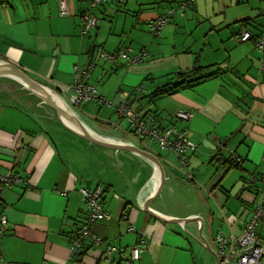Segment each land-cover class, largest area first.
<instances>
[{"label":"crops","instance_id":"crops-1","mask_svg":"<svg viewBox=\"0 0 264 264\" xmlns=\"http://www.w3.org/2000/svg\"><path fill=\"white\" fill-rule=\"evenodd\" d=\"M61 1L68 12L64 17ZM87 2L10 0L0 6V59L60 91L72 82V68L95 62L99 48L112 53L128 44L134 52L146 50L148 57L131 67L121 60H96L90 83L112 105L120 101L117 92H126L127 101L153 114L162 128L187 131L195 149L186 151L184 167L176 154L151 145L166 181L149 208L170 218H200V233L215 252L216 234L239 236L260 197L242 181L263 170L264 54L252 41L236 38L243 30L255 36L263 32L264 0H191L183 15L173 16L154 37L149 24L174 0H108L93 8L98 19L88 37L80 31ZM194 67L202 73L178 77ZM102 80L110 82L108 95L99 86ZM86 105L98 107L88 102L72 109L88 127L143 149L112 118L114 108L106 106L100 117ZM178 111L189 119L178 120ZM7 174L17 181L0 189V216L7 219L0 232V264H214L206 247L180 226L137 209V193L151 176L148 164L74 136L54 110L18 82L0 78V175ZM96 187L102 189L107 218L89 231L100 244L85 238L72 256L71 240L87 223L78 191ZM184 227L197 236V222ZM257 233L264 244V219ZM107 244L123 251L107 254ZM133 246L140 259L130 263Z\"/></svg>","mask_w":264,"mask_h":264},{"label":"built area","instance_id":"built-area-1","mask_svg":"<svg viewBox=\"0 0 264 264\" xmlns=\"http://www.w3.org/2000/svg\"><path fill=\"white\" fill-rule=\"evenodd\" d=\"M108 0H91L90 8L81 15V34L85 35L96 27L97 19L92 14V9ZM174 6L166 9L165 13L159 16L156 20L148 26V32L154 37L158 36L162 28L175 16L176 14L183 15L184 10L191 2V0L180 1L174 0ZM59 15L64 17L68 15L66 4L61 1L59 4ZM236 41L239 43H246L252 41L253 47L264 54V30L255 36L247 30L241 31L237 36ZM98 58L107 62H115L121 60L125 66L131 67L143 62L148 53L146 50L134 52L130 47L118 48L113 53L103 52L101 48L98 49ZM262 68H264V60L261 61ZM95 69V62L89 61L84 66H74L72 68V82L66 85L62 90H57L53 84L54 90L72 107L81 106L88 102H95L98 105H108L113 107L119 119H127L130 128L127 131L128 135L132 137L139 145L149 151V146L157 145L159 149L167 153H174L179 158L181 166L187 165L186 151L188 149L194 150L195 145L187 140L186 130H178L175 127L162 128L157 122L153 114L143 111L142 107H134L127 101L128 94L126 92L119 93L120 101L116 105L107 102L96 90L95 86L90 84L92 73ZM263 73H264V69ZM60 93H59V92ZM178 120L186 121L189 119V114L183 111H178L175 115ZM238 166L241 160L233 159ZM263 170L257 174L250 176L246 181L242 182L245 189L253 188L256 190L259 201L253 205L250 217L243 227L241 234L235 236H225L217 233L215 236L216 250L215 253L219 264H260L261 258L264 256V244L258 237L257 226L264 219V156L262 157ZM189 178H191L189 176ZM17 178L7 174L0 175V189L10 187ZM78 195L82 202L87 206V223L81 227L76 233V238L71 240L70 254L74 256L81 248V241L85 238L90 241L100 244V239L94 237L89 227L105 218L107 214L103 211L101 198L102 189L96 187L93 190L82 188L78 191ZM2 202L0 200V206ZM7 224L5 216H0V232L4 233ZM129 231H135L132 225L128 226ZM106 253L122 252L121 248L111 245H105ZM140 259V250L137 246L130 248L129 262L133 263ZM1 261V252H0Z\"/></svg>","mask_w":264,"mask_h":264},{"label":"water","instance_id":"water-1","mask_svg":"<svg viewBox=\"0 0 264 264\" xmlns=\"http://www.w3.org/2000/svg\"><path fill=\"white\" fill-rule=\"evenodd\" d=\"M0 78H7L18 82L25 90H27L30 94L38 98L41 103L54 110L57 119L62 125V127L65 128L68 132L72 133L74 136L88 142L89 144L101 148L113 150L115 152L123 151L133 154L134 156H137L146 164H148L151 169V176L145 186L137 193V209L140 211H144L150 216L166 224H176L180 226L183 232L186 233V235L196 241L199 245L206 247V249L214 259V264H219L216 253L208 248L204 238L200 233V218H197L196 216H191L189 218L183 219L170 218L162 216L149 208L150 203L156 197H158V195L162 191V188L164 187L166 181L165 170L157 154L152 151H146L144 149H141L133 143L123 140L119 137L88 127L73 112L72 106H70L65 101V99H63L56 91L49 88L48 86L36 82L32 78H30L26 73H24L18 66L12 64L11 62L0 59ZM246 180L247 178L244 179L242 182ZM193 221L197 222V236L190 233L184 227L185 224Z\"/></svg>","mask_w":264,"mask_h":264},{"label":"rangeland","instance_id":"rangeland-1","mask_svg":"<svg viewBox=\"0 0 264 264\" xmlns=\"http://www.w3.org/2000/svg\"><path fill=\"white\" fill-rule=\"evenodd\" d=\"M91 2V1H90ZM90 2H89V0H88V2L86 3V5H87V8L89 9L90 8ZM98 6H100V5H98ZM88 9H86L85 11H87ZM94 9H92V14L96 17V19H98L97 18V16L94 14V11H93ZM84 11V12H85ZM83 12V13H84ZM82 13V14H83ZM81 14V15H82ZM97 24V23H96ZM80 25H81V19H80ZM81 31V30H80ZM95 31V28H93L92 30H91V32H90V34L92 33L93 34V32ZM160 33H161V31H160ZM160 33H159V35H160ZM85 35H87V37H88V35L89 34H85ZM149 36L150 37H153L150 33H149ZM121 47H129V45L128 44H126V45H124V46H121ZM120 47V48H121ZM131 48V47H130ZM132 50H133V48H131ZM116 51V50H115ZM133 51H135V50H133ZM113 53V52H112ZM96 60H100L99 58H98V52L96 53V58H95V64L98 62V61H96ZM91 84V83H90ZM99 86H103L102 88L104 89V92H106V95H108L110 92H108L109 90H110V88H111V85H110V82H107L106 80H102L100 83H99ZM117 93H121L120 91L119 92H117ZM107 102H109V101H107ZM106 106L108 107V105H98V107H95V108H93V107H87V105L85 106V109L87 110V111H94V112H98V115L100 116V117H102L103 115H105V113H106V111H105V108H106ZM80 106H76V108L79 110L80 108H79ZM99 107H102V110H101V108H99ZM113 108V107H112ZM111 114H112V118L115 120V121H120L119 122V124L122 126V127H124V130H126L127 129V131L129 130V128H130V124H129V122H128V120L127 119H125V118H123V119H119L118 117H117V114L115 115L113 112H112V109H111ZM108 117V116H107ZM100 126H102V125H100ZM103 127V126H102ZM99 131H101V129H98ZM108 133H109V131H108ZM132 141H134L135 143H136V141L134 140V139H132ZM139 144V143H138ZM149 148L150 149H153V147L151 148V146H149Z\"/></svg>","mask_w":264,"mask_h":264},{"label":"trees","instance_id":"trees-1","mask_svg":"<svg viewBox=\"0 0 264 264\" xmlns=\"http://www.w3.org/2000/svg\"><path fill=\"white\" fill-rule=\"evenodd\" d=\"M10 0H0V6L4 5V4H8ZM202 68H198V67H194L191 71L186 72L184 74H178V77H180V79H184V80H188L191 79L197 75H200L202 73ZM163 94V92L161 93Z\"/></svg>","mask_w":264,"mask_h":264}]
</instances>
